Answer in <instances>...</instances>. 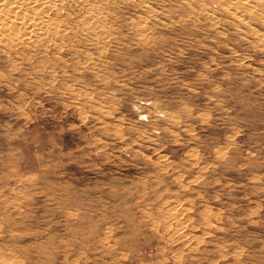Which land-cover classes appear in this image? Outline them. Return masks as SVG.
I'll use <instances>...</instances> for the list:
<instances>
[{"label":"rangeland","instance_id":"1","mask_svg":"<svg viewBox=\"0 0 264 264\" xmlns=\"http://www.w3.org/2000/svg\"><path fill=\"white\" fill-rule=\"evenodd\" d=\"M223 1L0 40V264H264V0Z\"/></svg>","mask_w":264,"mask_h":264},{"label":"bare ground","instance_id":"2","mask_svg":"<svg viewBox=\"0 0 264 264\" xmlns=\"http://www.w3.org/2000/svg\"><path fill=\"white\" fill-rule=\"evenodd\" d=\"M61 1L66 2V0H0V40L11 38L16 42H25L28 45L40 36H49L54 40L55 33L57 35L60 32V29H57L56 21L58 19L56 18L60 15ZM83 1L81 0V2ZM246 1H250V3H246ZM253 2L259 1L224 0L219 9L240 19L242 12L253 13L255 9L252 7ZM235 3H239L243 7L238 9ZM28 10L29 13H27ZM90 13L92 12L90 11ZM256 33L253 31V35L260 38V34ZM60 34L63 35L61 32Z\"/></svg>","mask_w":264,"mask_h":264}]
</instances>
